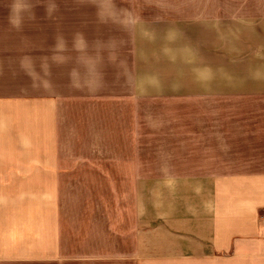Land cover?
I'll use <instances>...</instances> for the list:
<instances>
[{
	"label": "crops",
	"instance_id": "1",
	"mask_svg": "<svg viewBox=\"0 0 264 264\" xmlns=\"http://www.w3.org/2000/svg\"><path fill=\"white\" fill-rule=\"evenodd\" d=\"M188 2L185 18L173 6L167 22L175 35L185 25L188 93L208 110L203 127L193 117L183 177L141 179L122 143L64 157V97L0 83V264H264V0ZM228 42L251 47L229 52ZM72 181L84 203L64 200Z\"/></svg>",
	"mask_w": 264,
	"mask_h": 264
},
{
	"label": "rangeland",
	"instance_id": "2",
	"mask_svg": "<svg viewBox=\"0 0 264 264\" xmlns=\"http://www.w3.org/2000/svg\"><path fill=\"white\" fill-rule=\"evenodd\" d=\"M207 1L231 5L250 0ZM12 2L0 0L3 22L8 20ZM15 2H30L31 7L17 8L23 20L20 28L0 25V83L64 97L60 101L63 156L112 155L122 143L123 154L132 149L138 156L141 179L159 180L167 174L183 177L184 158L192 154V148L184 147L192 146L193 117H199L203 127L208 110L197 108L198 102L208 98L188 93L189 63L182 52L187 49L185 25L179 23L175 35L167 22L173 6L181 7L177 16L185 18L183 7L188 0ZM236 44L239 49L251 47V43L228 42V51H235ZM148 76H155L158 86H149L143 79ZM129 78L134 83H127ZM221 81L220 77L214 80ZM217 99L222 97L209 98ZM151 181L142 193L145 202L152 196ZM81 183H63L68 204L84 203ZM156 188L159 194L161 188Z\"/></svg>",
	"mask_w": 264,
	"mask_h": 264
},
{
	"label": "clouds",
	"instance_id": "3",
	"mask_svg": "<svg viewBox=\"0 0 264 264\" xmlns=\"http://www.w3.org/2000/svg\"><path fill=\"white\" fill-rule=\"evenodd\" d=\"M47 10V9H46ZM8 22L9 24L14 27V28H20L23 24V20L21 19V17L18 14V10H17V3L14 0V3L12 4V6L10 7L9 10V17H8ZM80 35V34H78ZM199 79V76L197 77ZM147 84L149 86H158V79L155 76H148V77H144L143 78ZM127 83H134V80L129 78L126 80ZM202 83H206V81H201ZM207 207V205H206Z\"/></svg>",
	"mask_w": 264,
	"mask_h": 264
},
{
	"label": "built area",
	"instance_id": "4",
	"mask_svg": "<svg viewBox=\"0 0 264 264\" xmlns=\"http://www.w3.org/2000/svg\"><path fill=\"white\" fill-rule=\"evenodd\" d=\"M260 213H261V220H262L263 225H264V210H262Z\"/></svg>",
	"mask_w": 264,
	"mask_h": 264
}]
</instances>
